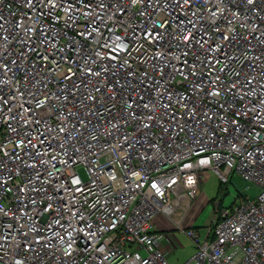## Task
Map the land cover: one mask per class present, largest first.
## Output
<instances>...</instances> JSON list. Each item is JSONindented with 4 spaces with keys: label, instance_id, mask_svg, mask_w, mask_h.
Listing matches in <instances>:
<instances>
[{
    "label": "built area",
    "instance_id": "1",
    "mask_svg": "<svg viewBox=\"0 0 264 264\" xmlns=\"http://www.w3.org/2000/svg\"><path fill=\"white\" fill-rule=\"evenodd\" d=\"M205 168L259 190L201 239ZM177 208L181 264H264V0H0V264H170Z\"/></svg>",
    "mask_w": 264,
    "mask_h": 264
},
{
    "label": "rangeland",
    "instance_id": "2",
    "mask_svg": "<svg viewBox=\"0 0 264 264\" xmlns=\"http://www.w3.org/2000/svg\"><path fill=\"white\" fill-rule=\"evenodd\" d=\"M78 170L83 178L86 177L82 166ZM200 180V195L202 201L198 203V210L194 213L195 224L198 227L201 239L204 238L208 222L219 210L227 208L243 198H254L259 190L257 184L245 181L241 176L234 174L227 183H221L216 174L209 168L201 169L196 173ZM207 200V201H205ZM197 199H195V203ZM164 221V220H163ZM181 223V222H180ZM170 241L166 249V258L170 264H181L195 252L190 239L177 231L164 232ZM174 235V239L171 237Z\"/></svg>",
    "mask_w": 264,
    "mask_h": 264
},
{
    "label": "crops",
    "instance_id": "3",
    "mask_svg": "<svg viewBox=\"0 0 264 264\" xmlns=\"http://www.w3.org/2000/svg\"><path fill=\"white\" fill-rule=\"evenodd\" d=\"M184 184L187 186L188 190L191 191V193L194 197V200H193V203L191 204V207L189 208V211L182 218L181 223H180V228L182 227L183 229H185L186 227L192 226L193 228H195L199 232V230H198L199 226H196L195 218H194V213L198 210V207H199L198 203H200L203 200L201 195H200L199 176L196 173H192V174L187 175L184 179ZM195 199H197L196 203H195ZM205 201H207V200H205ZM182 212L183 211L181 208H177V212L173 218H169L165 214H162V213L158 214L154 219L155 230L157 229L163 233L165 231H168V230H173V231H177L178 233L185 236L186 234L179 228V226L177 224V221L180 220V218L182 216ZM213 217L214 216H212V219H213ZM212 219L208 222V224L206 226L207 231L209 230V228L212 225L211 224ZM164 235H165V238L163 241V245L166 249L167 248L170 249L171 248V247H169L170 241H168V239H166L167 235L165 233H164ZM171 238L174 239V235ZM190 242H191V240H190ZM170 250H172V248Z\"/></svg>",
    "mask_w": 264,
    "mask_h": 264
},
{
    "label": "trees",
    "instance_id": "4",
    "mask_svg": "<svg viewBox=\"0 0 264 264\" xmlns=\"http://www.w3.org/2000/svg\"><path fill=\"white\" fill-rule=\"evenodd\" d=\"M190 227H192V226H190ZM187 228H189V227H186L185 229H187ZM193 228V227H192Z\"/></svg>",
    "mask_w": 264,
    "mask_h": 264
}]
</instances>
